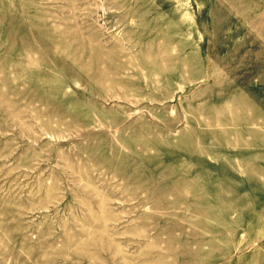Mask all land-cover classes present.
Instances as JSON below:
<instances>
[{
    "label": "rangeland",
    "instance_id": "374dc122",
    "mask_svg": "<svg viewBox=\"0 0 264 264\" xmlns=\"http://www.w3.org/2000/svg\"><path fill=\"white\" fill-rule=\"evenodd\" d=\"M0 264H264V0H0Z\"/></svg>",
    "mask_w": 264,
    "mask_h": 264
}]
</instances>
